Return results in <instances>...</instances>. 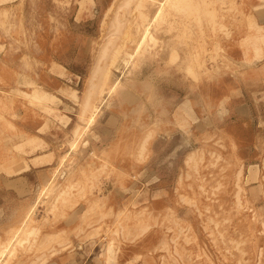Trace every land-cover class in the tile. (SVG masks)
Returning <instances> with one entry per match:
<instances>
[{"label":"rangeland","instance_id":"374dc122","mask_svg":"<svg viewBox=\"0 0 264 264\" xmlns=\"http://www.w3.org/2000/svg\"><path fill=\"white\" fill-rule=\"evenodd\" d=\"M252 7L0 0V133L42 155L0 188V264H264Z\"/></svg>","mask_w":264,"mask_h":264},{"label":"crops","instance_id":"0c3cea01","mask_svg":"<svg viewBox=\"0 0 264 264\" xmlns=\"http://www.w3.org/2000/svg\"><path fill=\"white\" fill-rule=\"evenodd\" d=\"M245 2L247 5L253 4L252 12L256 20H258V22H256V26H254L255 27L254 30L255 31L258 30L261 33V31H264V20L263 21L261 20L264 18V0H245ZM259 20H261L262 22L260 23ZM262 45L263 44H260L261 48ZM258 58L259 59L264 58V48L263 51L261 50L259 53L255 52L252 49H249L248 51L245 50V52H243L240 61L255 64L258 63L259 61ZM15 88H16L15 84L10 85L8 88H5V91L2 92H5L7 94L21 92V89L16 90ZM28 109L30 108L28 107ZM28 114H29L28 116L30 117L29 119L35 121V125H34L35 128H37L38 125H42L44 119L38 117L41 115H38L36 111L31 110L30 113ZM9 121L13 126L12 123L14 122L13 119H10ZM23 131H24L23 140L25 142L27 141V145L25 146L26 152H23V154H21V152H17V149L19 148V144L15 143L16 142L15 139L13 138V136H11L13 135L12 132H10L11 133L10 135L9 134L1 135L0 133V188L8 191H13L17 194L21 190L20 183H22V180L19 177L17 178L15 177L14 179L13 177H7V175L18 176L21 174L29 173L32 167L36 166L35 163L37 162L38 157L42 156V155L38 156L34 153L36 152L37 149V136L27 132L26 130ZM47 155L48 154L44 156H46L47 158Z\"/></svg>","mask_w":264,"mask_h":264},{"label":"bare ground","instance_id":"6f19581e","mask_svg":"<svg viewBox=\"0 0 264 264\" xmlns=\"http://www.w3.org/2000/svg\"><path fill=\"white\" fill-rule=\"evenodd\" d=\"M95 75V74H94ZM94 79V78H93ZM91 84V83H90ZM92 85V84H91ZM94 85H92V87H93ZM90 88H91V86H90Z\"/></svg>","mask_w":264,"mask_h":264}]
</instances>
